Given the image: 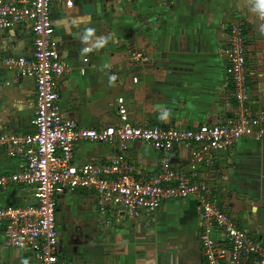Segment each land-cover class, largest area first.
<instances>
[{
  "label": "crops",
  "instance_id": "1",
  "mask_svg": "<svg viewBox=\"0 0 264 264\" xmlns=\"http://www.w3.org/2000/svg\"><path fill=\"white\" fill-rule=\"evenodd\" d=\"M86 5L94 7L92 14H84ZM251 7L249 0H72L71 7L54 1L53 39L70 65L68 73L55 79L61 113L78 127L106 128L117 123L116 100L123 97L129 120L137 126L193 129L223 123L235 115L238 102L218 48L227 44L237 20L246 46L248 99L241 106L249 116L257 115L264 110V20ZM87 27L110 39L83 63L86 56L80 53L86 45L79 37ZM32 48L28 24L0 33L5 56L28 57ZM134 51L146 60L132 63ZM111 75L117 79L109 85ZM35 106L34 80L2 71L0 135L33 132ZM165 110L169 115L161 119ZM119 152L117 140L80 141L72 162L103 165ZM190 154L188 146L174 147L168 153L170 167L190 173ZM125 156L137 180L160 173L164 157L141 141L130 142ZM24 165L22 157H10L0 148V173L18 172ZM197 171L216 205L264 245V139L243 137ZM55 199L58 247L71 264H206L199 241L203 220L194 197L165 200L155 212L134 220L111 206L102 215L93 190L56 194ZM36 203L30 186L10 185L0 192V207ZM215 236L227 250L224 233ZM24 260L39 264L32 253L8 243L0 224V264Z\"/></svg>",
  "mask_w": 264,
  "mask_h": 264
},
{
  "label": "built area",
  "instance_id": "2",
  "mask_svg": "<svg viewBox=\"0 0 264 264\" xmlns=\"http://www.w3.org/2000/svg\"><path fill=\"white\" fill-rule=\"evenodd\" d=\"M56 0H0V33L28 24L33 35L30 56L8 57L0 53V74L11 71L29 77L35 83V112L31 121L34 131L24 135H0V148L10 157H22L25 165L14 173H0V192L10 185L34 189L35 205L0 207V224L13 247L33 254L39 264H71L60 253L56 231V194L79 189L93 190L99 212L111 206L122 216L136 219L151 214L165 200L194 197L203 220L200 249L206 264H264V245L240 229L220 209L208 187L198 180L197 166L211 164L217 152L228 151L243 137L264 139V110L249 116L241 104L248 99L245 76L246 46L243 29L236 20L229 28L226 45L218 56L226 62L238 108L234 116L220 124H203L193 129L141 127L128 117L123 97L116 100L118 120L106 128H81L63 116L55 79L68 73L70 65L62 59L53 39L51 6ZM71 7L72 0H58ZM132 63L146 56L131 52ZM88 57L82 59L88 63ZM85 74V68L80 71ZM137 78L133 81L136 82ZM120 143L119 154L103 165L72 162L74 145L80 141ZM141 141L163 154L160 173L147 179L133 177V165L125 153L129 143ZM191 148L190 173L175 171L168 153L174 147ZM224 233L229 248L221 247L215 235Z\"/></svg>",
  "mask_w": 264,
  "mask_h": 264
},
{
  "label": "clouds",
  "instance_id": "3",
  "mask_svg": "<svg viewBox=\"0 0 264 264\" xmlns=\"http://www.w3.org/2000/svg\"><path fill=\"white\" fill-rule=\"evenodd\" d=\"M251 4V11L258 14L261 20H264V0H249ZM261 35H264V24L260 27ZM82 44L86 45L81 49L80 55L86 56L88 53L93 50H98L106 46L110 37L105 36H96L95 29L87 27L83 30L82 34L79 37ZM105 68H110L111 65L105 64ZM117 77L115 75L109 76V85L113 84ZM169 115V112L165 110L160 117L161 119H166ZM22 264H28L27 260L22 261Z\"/></svg>",
  "mask_w": 264,
  "mask_h": 264
},
{
  "label": "water",
  "instance_id": "4",
  "mask_svg": "<svg viewBox=\"0 0 264 264\" xmlns=\"http://www.w3.org/2000/svg\"><path fill=\"white\" fill-rule=\"evenodd\" d=\"M94 11V7L92 5H86L83 7L84 14H92Z\"/></svg>",
  "mask_w": 264,
  "mask_h": 264
}]
</instances>
